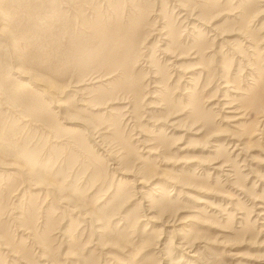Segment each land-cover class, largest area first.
Masks as SVG:
<instances>
[{
    "label": "rangeland",
    "instance_id": "1",
    "mask_svg": "<svg viewBox=\"0 0 264 264\" xmlns=\"http://www.w3.org/2000/svg\"><path fill=\"white\" fill-rule=\"evenodd\" d=\"M0 28V264H264V0H0Z\"/></svg>",
    "mask_w": 264,
    "mask_h": 264
},
{
    "label": "bare ground",
    "instance_id": "2",
    "mask_svg": "<svg viewBox=\"0 0 264 264\" xmlns=\"http://www.w3.org/2000/svg\"><path fill=\"white\" fill-rule=\"evenodd\" d=\"M1 29L2 28H0V30ZM2 31H0V32H2ZM165 39L166 38H164L163 40H165ZM134 50L137 51V49H136V43L134 42V39H133V36H132L131 31L128 30L126 32V35H125L123 44L119 45L118 48L116 49V51L105 53V56L102 58V61H104L106 64H109V65L112 66V68L109 69V71L107 72V75H109V74H112V76L113 75H116L118 71L119 72L127 73V71H126L127 68H126L125 65H123L124 62H123V64H121L122 62H120V61L125 60L131 54V52H133ZM172 54H173L172 57H175L177 59L184 58V56H182L181 54L176 53L175 51H172ZM16 72H18V71H16ZM18 73H19L20 76H25L26 75L25 74L26 72H18ZM110 77L111 76H107L103 80H107ZM88 80H91V81L93 80L94 82H100L101 77H98V76H95V75H91L88 78ZM32 83L39 88V91L41 93H43L44 95H46L48 97H51V96L57 94L56 87L53 84H51L49 81H44L43 79L38 78L36 80H33ZM79 85L80 84H75L74 86L75 87H78ZM25 87L28 89V86L27 85ZM32 88L34 89V87H32ZM118 92L119 91H117L115 95H117ZM127 95L128 94H125V96H127ZM128 98L129 97H126L125 99H128ZM61 105H62V103H58L57 104V106H61ZM232 135H233V137H231V140L236 137L235 136V133H232ZM263 135H264V133H263ZM215 137H217V136H215ZM212 146L216 147L217 144H213ZM235 146L237 147V144H235ZM236 147H235V149H236ZM224 166L227 167L228 165H224ZM217 168L218 167H215V169H217ZM222 173H223V176H225L226 178L227 177L229 178V177H231L232 170H231V168H224V170L222 171ZM136 184L138 186L137 189H141L142 187L145 186L144 180H141V179H136ZM141 184H143V185H141ZM139 185H141V186H139ZM258 208H262V207L259 206ZM261 214H263V213L261 212ZM163 225L165 226V225H167V223H165ZM161 230L162 229H160V231ZM193 244L194 243H190V242H186V241L182 240L181 243H180V245H181V248L183 249V254H190V252H195L194 251L195 248L193 247ZM158 252H159V254H162L163 255V249H160ZM162 255H161V257H162ZM190 256H192L195 259V261L200 262V261L197 260V257L194 256V254L193 255H190ZM200 264H207V263L201 262Z\"/></svg>",
    "mask_w": 264,
    "mask_h": 264
}]
</instances>
